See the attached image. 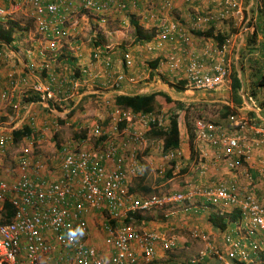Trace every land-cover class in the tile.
I'll use <instances>...</instances> for the list:
<instances>
[{"label":"built area","instance_id":"obj_1","mask_svg":"<svg viewBox=\"0 0 264 264\" xmlns=\"http://www.w3.org/2000/svg\"><path fill=\"white\" fill-rule=\"evenodd\" d=\"M158 2V9L155 2ZM71 0H25L34 13L37 31L46 37L47 48L52 54L61 47V41L68 36L64 25L67 17L61 13L64 6L71 5ZM190 2V0H186ZM223 9L213 17L209 14H197L190 28L198 31L219 19H223L228 10L238 19L239 25L244 20L243 10L233 0H220ZM153 5L145 19L151 23L153 35L147 41L148 48H164L170 51L163 59L167 70L178 81H184L185 90L198 92L230 89V67L225 63L228 48L226 43L214 50L216 57L207 62L204 58H191L182 65L176 52L180 44L188 42L180 22L171 19L173 2L171 0H82L83 9L107 13L111 9L123 12L127 6L138 8L140 5ZM20 7L18 2L5 6L0 2V21H6ZM106 19L102 18V22ZM243 25V24H242ZM242 29H246L242 26ZM220 46V45H219ZM1 55L3 54L0 50ZM209 54V51L204 55ZM104 64L110 67L109 57ZM126 67L132 66V60L124 57ZM85 71V70H84ZM180 74L183 78H179ZM82 78L71 79L72 89H78L84 83ZM127 80L134 83L132 76L119 73L112 86ZM48 84L35 82L34 92H50ZM69 89H66L70 91ZM66 91L65 89H63ZM70 94V92H66ZM8 92L0 90V102L8 99ZM250 102H253L249 98ZM105 103L108 104L106 101ZM107 126L93 123L79 126L83 137H72L59 142L56 154L59 159V172L55 179L46 177L42 170L46 163L41 158L32 157L36 141L32 136L19 144L16 164L17 172L11 180L0 178V264H152L156 250L175 249V242L165 235L147 229H138L137 223H128L129 216L151 212L156 209L171 212L189 213L192 211L191 200L203 197L213 206L232 207L239 211L237 240L227 237V253L208 246L195 258L185 264H264V202L250 190L252 177L246 172L249 186L233 192L224 182L205 188H195L191 192H168L135 196L129 187V181L138 176L141 168L139 151L147 144L145 133L151 123L157 121L165 127L164 121L155 114L133 113L113 105L108 115ZM227 128L215 122L195 121V143L207 145L218 150V158H227V167L236 170V163L231 156H237L245 163H252L253 145H249V134L255 135L254 143L264 146V124L251 121L237 112L227 118ZM110 123V124H108ZM135 123L147 127L146 130L134 129ZM58 122L53 123L54 128ZM123 126L120 127V125ZM112 129L109 132L105 128ZM232 130V131H231ZM231 131V132H230ZM233 132V133H232ZM95 136L97 142L86 147V138ZM9 137L0 135V151H5ZM179 151L172 150L164 155L168 161L179 159ZM178 165V164H176ZM15 167V168H16ZM264 174V161L257 169ZM202 171H204L202 169ZM201 171V172H202ZM163 168L159 169V173ZM12 206L10 219H4V205ZM102 214L105 219L98 229L103 233L106 250L98 249L88 243L89 221L87 214ZM83 229L81 235L78 229ZM75 235L69 238V234ZM206 259H213L211 263Z\"/></svg>","mask_w":264,"mask_h":264},{"label":"crops","instance_id":"obj_2","mask_svg":"<svg viewBox=\"0 0 264 264\" xmlns=\"http://www.w3.org/2000/svg\"><path fill=\"white\" fill-rule=\"evenodd\" d=\"M171 1L173 2V14L168 21L172 22V20H176L175 16L178 15L180 20L184 21V23L180 24L188 37V42L180 44L179 48H176L182 65L185 66L191 58H204L209 62L212 58L216 57L213 44L207 43L213 37L203 36L202 34L212 29L213 36H217L225 30V27L223 26L219 30L222 22L214 21L208 26V30L201 31L203 32L201 34L198 33L199 31L194 32L191 30L190 22L195 13L210 14L216 17V14L223 9L222 3L220 0ZM233 1L237 5H241L240 0L237 2L236 0ZM0 2L5 6L10 5L11 2H18L20 7L7 20H13L18 13L22 12L26 14L25 16H29L28 21L24 25L30 26L27 34L26 32L16 34L15 30L14 39L10 43L0 41V50H2L3 54H6H0V90L7 91L9 95L7 100L0 102V135H7L9 137L6 147L10 143L19 142L20 144L26 136L22 137L19 141H15L13 140L12 131L17 127L27 125L31 130V134L28 136H32L36 141L32 157H39L46 163L45 168L42 170V173L46 177L55 179L59 175V159L55 148H53L52 140H49L50 134L52 133V136H55L59 142H63L76 137L75 133L79 132L76 128L79 126H88L93 123L106 126L105 122H108L109 115L107 110L113 107L116 95L163 92L175 101L180 100V98L172 97L171 93L174 89L168 85L169 83H173V80L177 81L178 79V77L175 78L173 73L167 70L163 61L165 55L171 49L168 45L164 48L151 49L148 48L147 41H134L130 48H123L122 46L114 48L111 45L108 48L109 46H103L96 38H92L89 39L92 44L88 46L89 42H85L80 37L82 33V21L85 18L84 15L77 13L79 10H88L82 8V0H71V5L64 6L61 9V13H64L67 17L64 25L68 28V36L61 41V47H59L58 51L52 54L47 48L45 35L37 31L32 7L25 5V0H0ZM157 3L156 1V9H158ZM146 6L148 5L143 6L142 4L135 9L128 5L125 11L119 13H116L113 9L103 14L95 11L89 12L92 14L91 19L93 18L99 25L105 23L102 22V18L108 19L109 16H114V19H121L128 26L129 23L131 24L133 18L146 28L145 23H142L143 21H148L145 19ZM191 8H194L195 11ZM96 32L95 30L93 35L96 36ZM214 40L216 41L215 38ZM206 51H209V54L204 55ZM126 55L132 60V66L129 68L124 64V57ZM107 57H109L111 63L110 67H106L104 64V60ZM155 61L157 65L153 68L150 64ZM73 73L85 80H82L84 83L80 88L70 90V81L76 78ZM119 73L132 76L135 82L129 83L127 80H124L117 86H112ZM179 76V78H183L182 74ZM35 82L49 85L50 92L45 94L44 99L42 98V94L33 91L32 84ZM63 89H69L70 91H64ZM66 92H70V94ZM31 94L39 96V98L34 101H26L24 96ZM240 96L241 104L239 106L235 105L232 99L231 102H225L226 105L236 108L240 111L238 114L244 115L248 119L250 115L252 117L251 121L264 124V114L260 108L256 107L253 102H250L246 94H240ZM106 101L108 104L105 103ZM157 101L160 103L158 97ZM94 103L99 107L91 105ZM8 109L10 110L8 111ZM56 122L59 123V128L57 129L53 127V123ZM215 123L223 125V130L229 131L226 119L222 121L217 119ZM164 124L165 126L168 125V121L165 120ZM134 125V129L136 130L147 129V127L139 123H135ZM180 127L181 124L179 122V130ZM111 130L109 127L105 128L106 132ZM82 133H84V130ZM248 134L249 140L247 144L254 146L251 158L252 163L247 164L237 156H231V161L237 165L236 170L231 171L227 167V162L229 161L227 159L229 157L218 158V150L216 148L207 145L202 146L199 143H194L191 149L188 138L185 136L186 140L184 139V141L180 133V146L178 149L180 160H177L178 165L172 172L170 179L159 182L157 185L156 180H154V172L161 175L159 169L165 167L167 160L162 153V141H148L139 151L141 168L138 176L129 181L130 191L137 196V192H134V190L145 192V189L154 186L165 191L188 193L195 188H205L219 182H224L235 192L249 186L245 173L248 172L251 176L250 172H252L255 176H253L252 184L249 188L259 200L264 202V174L260 175L257 170L261 162L264 161V146L261 144L257 146L254 143L255 135L252 133ZM79 137L77 136L76 138ZM90 139L93 142H97V138L93 137V135L86 138L88 141H86L85 146L93 150ZM19 144L18 147L20 146ZM16 158L17 155L13 156L15 160L14 164H16ZM182 166L184 167L183 169L181 168ZM0 169V178L10 180L9 178H13L12 174L17 175V167H9L7 159L5 165L0 162ZM191 202L194 206L189 213H174L169 210H163L160 219L149 221L147 219L150 216L146 214L150 213H142L141 216L147 219L141 224H136V226L138 229L152 230L165 235L167 239L169 238L175 242V249H180V253L184 255H189V253L197 251L200 248L198 256L200 251L208 246L227 253L229 245L225 239L230 237L232 240H237L238 233H240L237 227L238 209L222 206L215 207L203 197L198 196L191 200ZM213 215L224 218V221L227 223L226 229L220 230L213 225L210 220ZM87 218L90 234L87 238L88 243H92L102 250V252H105L106 247L103 242V233L98 229V226L102 224L105 217L100 213L90 212L87 214ZM171 252L172 250L166 252L158 247L152 264H156L157 262L162 264L163 261H165L163 264H171L166 262L169 259L167 254ZM191 258H195V256ZM191 258H188V260ZM211 261L213 259H206V262L211 263ZM254 264L261 263L256 262Z\"/></svg>","mask_w":264,"mask_h":264},{"label":"rangeland","instance_id":"obj_3","mask_svg":"<svg viewBox=\"0 0 264 264\" xmlns=\"http://www.w3.org/2000/svg\"><path fill=\"white\" fill-rule=\"evenodd\" d=\"M237 1L238 0H236V2ZM240 1H241L240 7L243 10V15H244V20L241 23V25H239L238 19L231 14L233 10H228L223 19H219L216 21V22H222L221 23L222 26L219 30H221L223 26L225 27V30L219 33V35H222V37L224 38L223 44L226 43V40H228V43H227L228 52H227V55L225 56V63L229 65L230 73H232L233 71H236L237 75H239V78L243 84L242 88L239 90V93H238L239 96L240 94L244 95L246 93L245 92L246 88L249 87V77L251 75V71L252 70L255 71V69L256 68L259 69V67L264 68V11L263 9L261 10L262 2L261 0H258V1L257 0H240ZM183 2H186V0H183ZM152 8H154L153 5H148L145 7V11L149 12L151 11ZM192 10L195 11L194 8ZM77 13L84 15L85 19H83L82 21V28H81L82 33L80 34V37L82 40H85V42L86 41L89 42L88 46L89 44L90 46L92 44V42L89 39L96 38V40L99 43H101V45L103 46L111 45L114 48H117V47L120 48L121 46L123 48L132 47L134 39H135V33L132 28V25L129 22H128L129 23V26H128L121 19H114V16H109L108 19H106L105 23L103 24L101 23L100 25L102 26H100L97 22L93 20V18L91 19L92 14L89 12V10L88 11L79 10ZM25 15L26 14H23L22 12L18 13L14 17V19L11 20L17 25L16 34L18 33L22 34L23 32H26L27 34V30L28 28H30V26L24 25L29 19V16H25ZM195 15H197V13H195ZM175 19H176L175 21L184 23L183 20H180V17L178 15L175 16ZM147 22H144V21L142 22V23H145L146 28H144L143 26L141 27L147 33L153 34L152 32L154 29L151 27V23L150 22L147 23ZM242 26L246 29H242ZM254 27H257L256 34H255V42L252 45H249V40L252 39V33L255 29ZM95 30L97 31L96 36L93 35V32ZM206 30H208V28H202L198 31L204 32ZM194 32H197V31H194ZM238 34H242V35L238 36ZM99 35H101V37H99ZM207 43H212L214 50L218 49L219 47V45L214 40V38H210V40ZM108 48H110V46ZM173 83H177V81L173 80ZM173 91L171 93L172 97L180 98V100H178L177 102L184 104L185 107H189V112L187 115H188V121H189L192 133H194V125H195L196 120L202 119L205 122H208V121L215 122L217 119H219L220 114L224 112L222 109V106L226 105L225 102H231V99H232L231 91L229 88L221 89V90L214 91V92H210V91L198 92V91L185 90V89L183 91H177V90H173ZM158 100L161 103L163 102V99L160 97H158ZM253 103L255 104V106L257 105L255 101ZM91 105L94 107L98 106L95 103ZM12 109H16V108H12ZM111 109L110 110L108 109L107 112L111 113ZM234 109L237 113L240 112L236 108ZM9 110L10 109H8V111ZM168 111L169 110L167 109V107L163 106V107H160L159 114L158 115L155 114V115L159 119H162V121H165V120L168 121V115H169ZM177 114L179 116V122L181 124L180 133H181V136L183 137L182 139L184 140L186 137L189 138L188 133H187V126L185 122L186 116L183 110H178ZM88 116L90 115L88 114ZM248 117L249 119L252 118L250 115ZM98 122H101V121H98ZM105 124L107 126V122H105ZM78 133H82V131ZM72 135L73 134L71 131V137ZM69 136H70V133H69ZM49 137H50L49 140H52L51 142L53 144V148H55V151H57L59 140H57L55 136L53 137L52 133L50 134ZM91 141L93 142V140ZM18 144L19 142L14 143V144L10 143L6 147L5 151L0 153V162H2L3 165H5L6 159H7L9 167L15 168V164H14L15 160L13 159V156L17 155L18 148H19ZM181 168L183 169L184 167L182 166ZM13 172L15 173V171ZM154 174H155L154 180H156L159 174L156 172H154ZM12 176L14 177L15 175L12 174ZM9 179L11 180L12 178H9ZM149 190L150 191L148 193L144 191H137V190L136 191L134 190V192H137V196H142V197L148 196L151 194H164L168 192H174V191H168V190L166 191L161 190L160 188H155L154 186L149 188ZM162 211L163 209L162 210L156 209L154 211L148 212L150 214H146V215L150 217H148L147 220L149 221L153 219L154 220L160 219L163 214ZM199 250L200 248L197 249V251H193L192 253H189V255L187 254L184 255L180 253V249L179 250L174 249L172 250L171 253L167 254L169 256V259L166 262L171 263V264H184L187 262L188 258H191L194 256L196 257ZM163 263H165V261H163L162 264ZM156 264H160V263L157 262Z\"/></svg>","mask_w":264,"mask_h":264},{"label":"trees","instance_id":"obj_4","mask_svg":"<svg viewBox=\"0 0 264 264\" xmlns=\"http://www.w3.org/2000/svg\"><path fill=\"white\" fill-rule=\"evenodd\" d=\"M262 6L261 10L264 11V0H261ZM131 24L133 26V30L135 33V39L134 41H148L152 38L153 34L147 33L141 25L132 18ZM17 25L10 21H0V41L5 43H10L14 39V31L16 30ZM254 31L252 33V39L249 40V45H252L255 42V34L257 27H254ZM203 33V32H198ZM203 36H210L216 39L218 45L223 44L224 38L222 35L213 36V30L210 29L209 31L202 34ZM157 62H153L150 64L151 67H156ZM76 71V69H75ZM76 77H78L75 73H73ZM230 91L232 95V100L235 105L239 106L241 104V98L239 96V90L242 88L243 84L240 80L239 76L237 75L236 71H233L230 73ZM184 81H178L177 83H169V87L177 90V91H183L184 88ZM214 92V91H211ZM245 94L247 98H250L257 103L256 106L260 108L262 113L264 114V68L259 67L255 69V71H251V75L249 77V87L246 88ZM261 96V97H260ZM157 97H160L163 99V102L159 103L157 101ZM39 96H36L34 94L24 96V99L26 101H34L37 100ZM114 104L115 106L122 108L124 110H130L133 113H140V114H159L160 107H167L169 110L168 113V125L165 127L159 126L158 122L155 121L150 124L148 131L145 133V138L147 141L152 140H161L162 141V153L165 155L169 151L172 150H178L180 146V130H179V116L177 114L178 110H183L186 116V126H187V133H188V142L192 149L193 142L195 143V134L192 133L190 124L188 121V112L189 107H185L184 104L177 102L170 98L169 95L163 92H155L150 94H137V95H116L114 97ZM177 108V109H176ZM223 113L219 116V121H222L226 119L229 115L235 114L236 111L234 108H231L228 105L222 106ZM177 110V111H176ZM123 126V124L120 125V127ZM77 133V134H76ZM75 136H81L83 137L84 133H78L76 132ZM31 130L27 125H22L21 127H17L13 129L12 136L13 140L19 141L22 137L30 135ZM76 136V137H77ZM177 160L176 161H167V164L163 168V172L160 173L156 178V185L159 184V182H162L164 180L170 179L172 177V172L177 167ZM251 176H255L254 173L250 172ZM150 190L145 189V192L148 193ZM12 206L9 203H5L4 205V219L8 220L11 217L12 214ZM236 213V212H235ZM238 213V214H237ZM236 214L239 216V212ZM235 214V215H236ZM237 216V217H238ZM147 219L144 216H141V214H135L130 215L127 219L128 223H139L141 224L143 221ZM211 222L214 226L219 228L220 230H224L227 227V223L224 221V218L221 216L213 215L210 218ZM134 221V222H133ZM7 264V263H2Z\"/></svg>","mask_w":264,"mask_h":264},{"label":"clouds","instance_id":"obj_5","mask_svg":"<svg viewBox=\"0 0 264 264\" xmlns=\"http://www.w3.org/2000/svg\"><path fill=\"white\" fill-rule=\"evenodd\" d=\"M78 231L80 232L81 235L83 234V229L82 228L78 229ZM74 235H75V232L70 233L69 234V238L71 239V237L74 236Z\"/></svg>","mask_w":264,"mask_h":264},{"label":"bare ground","instance_id":"obj_6","mask_svg":"<svg viewBox=\"0 0 264 264\" xmlns=\"http://www.w3.org/2000/svg\"><path fill=\"white\" fill-rule=\"evenodd\" d=\"M168 161V160H167ZM239 212V211H238Z\"/></svg>","mask_w":264,"mask_h":264}]
</instances>
